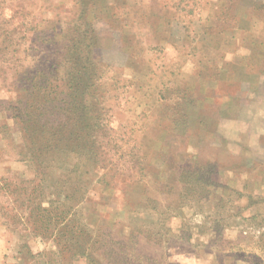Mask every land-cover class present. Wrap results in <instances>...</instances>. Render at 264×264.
Returning <instances> with one entry per match:
<instances>
[{
	"label": "rangeland",
	"instance_id": "374dc122",
	"mask_svg": "<svg viewBox=\"0 0 264 264\" xmlns=\"http://www.w3.org/2000/svg\"><path fill=\"white\" fill-rule=\"evenodd\" d=\"M84 6L0 0V178L30 167L18 161L24 140L8 99L23 94L34 69L63 62L66 49L53 27L84 11L100 41L96 61L117 73L101 86L111 115L101 150L108 186L93 184L82 221L95 235L122 240L116 247L134 256L130 264H264V180L258 191L253 179L264 174V0ZM235 15L255 26L233 31ZM173 109L178 122L168 116ZM13 203L0 190L2 221L14 223L5 225L8 264H65L57 263L52 241L19 225L8 210ZM29 250L54 251L27 261Z\"/></svg>",
	"mask_w": 264,
	"mask_h": 264
},
{
	"label": "trees",
	"instance_id": "16d2710c",
	"mask_svg": "<svg viewBox=\"0 0 264 264\" xmlns=\"http://www.w3.org/2000/svg\"><path fill=\"white\" fill-rule=\"evenodd\" d=\"M237 19L233 31H244L245 23L255 26L252 17L238 15ZM61 22L53 27V39L58 36L64 42L63 62L53 61L34 69L21 85L23 94H17L13 101L8 99L24 140L18 161L27 162L33 176L1 177L0 190L15 203L8 210L17 213L24 230L54 243L57 263L71 264L80 258L88 264H120L121 259L123 264L134 263V256L122 245L117 250L116 244L122 240L95 235L79 212L93 184L108 186L101 150L106 146L111 115L101 86L109 84L108 76L115 77L117 71L96 61L94 50L100 47V41L84 11L76 20L63 22V27ZM168 116L178 122L181 113L173 109ZM113 149L111 146L109 150ZM93 169L104 172L94 175ZM262 174L253 177L258 191L264 180ZM4 214H0L1 221ZM2 222L14 225L10 220ZM98 248L101 255H97ZM27 252V261L49 256L48 251Z\"/></svg>",
	"mask_w": 264,
	"mask_h": 264
},
{
	"label": "crops",
	"instance_id": "0c3cea01",
	"mask_svg": "<svg viewBox=\"0 0 264 264\" xmlns=\"http://www.w3.org/2000/svg\"><path fill=\"white\" fill-rule=\"evenodd\" d=\"M21 176L25 178H31L33 176L32 172L29 169H26L21 172ZM0 221V264H8L10 262L11 254V243L8 241V230ZM7 262V263H6Z\"/></svg>",
	"mask_w": 264,
	"mask_h": 264
}]
</instances>
